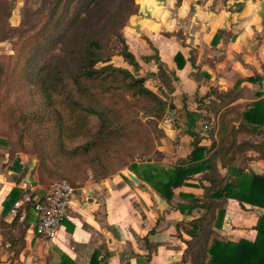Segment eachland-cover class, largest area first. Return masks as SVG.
Here are the masks:
<instances>
[{"label":"crops","instance_id":"obj_1","mask_svg":"<svg viewBox=\"0 0 264 264\" xmlns=\"http://www.w3.org/2000/svg\"><path fill=\"white\" fill-rule=\"evenodd\" d=\"M0 1L12 5L8 19L11 26L19 25L22 7L27 1L31 3L29 0ZM136 3L137 13L128 19L122 33L138 59V70L149 74L148 79L137 78L147 84H158L149 88L164 94L175 110L178 126H182L173 125L172 130H165L167 138L162 140L165 146L158 147L150 163L166 168L178 166L186 161L191 150L189 116L195 119L194 131L199 146L208 148L211 138L216 139L221 111L214 113L218 102L215 97H205L211 90L221 94L233 92L235 99L229 107L237 106L238 111L249 109L258 101H262L264 109V0H137ZM149 42L159 51L158 63L147 60L153 55ZM5 44L9 43L0 42V45ZM177 52L185 61L182 70H178L174 62ZM164 73L171 77L168 85L159 78ZM229 118L236 119L232 125H239L234 112ZM167 121L172 123L169 118ZM171 141L176 143L174 148L167 145ZM251 144L264 146V132L241 131L234 146ZM254 155L251 150L236 154L230 164L225 161L219 166V173L225 176L235 167L264 176V160H250ZM21 162L27 164L23 159ZM9 175L15 174L9 167L2 169L0 163V216L1 204L10 189H20L24 183L30 186L25 178H16L12 183ZM125 175L126 172L121 171L77 187L71 208L59 229L58 240L53 243L36 238L35 214L32 211L26 221L23 209L20 220L27 223L23 247L18 239L24 226L12 229L11 236L0 230V264H61L62 256L73 264H91L95 252L98 264H195L185 254V241L190 237L183 233L180 223L187 230L190 228L187 222L199 215L196 212L194 216L182 215L176 207L189 201L180 194L195 197L203 194L199 175L187 181L189 185L175 189L170 203L139 180L145 187V191H141L139 185ZM34 189L41 188L34 186ZM138 203L144 208V216L139 210L137 216L130 217V206ZM16 211L6 215L7 224L12 222ZM224 212L220 229H213L216 236L231 242L254 240V227L258 216L264 215V209L249 205L241 208L235 200L226 199ZM150 215L161 222L154 224V220L150 226L147 218ZM16 248L19 250L15 254Z\"/></svg>","mask_w":264,"mask_h":264},{"label":"trees","instance_id":"obj_2","mask_svg":"<svg viewBox=\"0 0 264 264\" xmlns=\"http://www.w3.org/2000/svg\"><path fill=\"white\" fill-rule=\"evenodd\" d=\"M46 1L40 0V6L36 11L23 6L18 26H11L8 21L12 11L11 3L0 1V42H12L20 34L32 32L34 27L28 25L29 15H42L46 18L44 27L50 29L41 38V50L36 49L37 53L46 52L44 50L49 49L52 41H58L67 33V38L63 39V56L44 58H38L37 54L32 56V60H35L31 70L32 85L44 104L43 111L52 108V113L57 117L56 132L48 139L51 146L62 143L64 130L69 129V132H73L77 137L86 129V122L90 117L98 120V130L87 142L71 151L58 148V152L67 160L76 161L72 168H78L79 171V163L84 162L81 171L83 177L66 180L73 187L80 180L87 179L84 174L86 170L91 171V180L98 182L127 166L132 158L150 155L153 139L147 124L162 121L172 105L168 99L148 89L141 78H135L129 70L111 64L112 57L117 55L135 71L140 67L132 46L119 32L127 24L128 19L137 13V1L117 0L116 8L110 11L107 10L110 0H52L48 7L49 13H46ZM61 4L64 14H69L73 10L74 16L69 19V25L51 39L55 33V24L59 25V21H55V15ZM131 6H135V11L127 15L126 11ZM93 18L97 19L96 28L92 26L84 30L83 27ZM80 26L81 28H78ZM13 48L15 49L14 45ZM174 62L178 70L185 66L180 52L175 54ZM159 78L167 85L171 81V77L166 73L160 74ZM209 96L215 97L218 101L214 113L217 114L219 111L221 113L217 121L216 139L211 138V145L208 148L199 146L194 131L195 119L189 116L188 132L192 142L185 162L166 168L151 164L150 160H143L142 163H147L142 166L133 163L128 166V170L167 203L172 200L175 189L189 185L187 181L199 175L203 194L200 197L180 194V197L188 198L189 201L176 207L182 215L194 216L195 212L199 215L187 222L190 228L186 230V235L190 239L185 241V244L190 246L191 241H200L198 251L192 256L193 263L264 264V215L261 214L257 218L254 227L256 236L253 241L240 239L238 242H231L216 236L213 231L214 228L220 229L222 225L226 199L235 200L241 208L249 205L264 209V176L246 173L235 167L230 168L225 176L219 173V166H223L225 161L230 164L238 153L251 150L255 155L250 156V160H264V146L252 144L234 146L241 131L254 134L264 132L263 103L258 101L251 108L238 111L237 106L229 107L235 99L233 92L221 94L211 90L205 95ZM56 107L65 109L67 116L56 110ZM233 112L240 121L237 127L231 124L236 119L229 118ZM141 114L146 120L145 123L138 120ZM66 122L70 123V126L64 129L67 127ZM41 152L38 182L45 184L47 182L45 174L47 172L51 173V176L55 174L51 172L53 170L51 166H44V156H41ZM20 165L21 161H17L10 170L20 173ZM22 178L24 177H20L19 180ZM23 194L21 189L11 188L1 204L3 211L0 216V230L6 235L11 236L12 229L24 226L20 229L21 235L18 239L21 248L27 227V223L20 220L21 211L23 209L26 211L24 219L28 221L29 214L33 211L35 195L30 202L23 204L16 211L10 224H7L4 218L11 212L14 203L22 199ZM12 240L13 238L10 239ZM18 250L17 248L14 250L15 254ZM97 257L98 253L95 252L91 264H98ZM64 263L73 264L62 256L61 264Z\"/></svg>","mask_w":264,"mask_h":264},{"label":"rangeland","instance_id":"obj_3","mask_svg":"<svg viewBox=\"0 0 264 264\" xmlns=\"http://www.w3.org/2000/svg\"><path fill=\"white\" fill-rule=\"evenodd\" d=\"M29 1L31 3L29 4L27 1L25 6H28L29 9L36 11L40 6V0ZM51 1L52 0L46 1V13H49L48 7ZM117 4V0H110L109 4H107V10H114ZM62 8L63 4L58 7L57 13L55 15V21H59V25L57 26V24H55V33L53 32L54 35L51 39H54L57 36L56 34L62 31L64 27L69 25V19L74 16L73 10H71L69 14H64ZM131 11H135V6H131L130 9L126 11V14L129 15ZM27 20L28 25L34 27L32 32L20 34L18 38H14L12 40L13 44L11 41H5L9 44L0 45V163L2 165V169H6V167H9L10 169L17 161H21L22 159L27 161V164L25 165L21 162L20 173L14 172L15 175H9V178H7L9 181L14 183L16 178L19 179L20 177H24L25 179H28V184L30 187L34 188V186H40L41 189L45 190L52 183L58 181L59 179L70 180L80 179L83 177L81 171L84 166V162L79 163V171L78 168H72L71 166L76 161L67 160L60 152H58V148L62 147L65 151H71L76 146L84 144L97 132L99 122L94 117H90L86 122V129L81 133V135H78L77 137L73 132H69V129H66L70 126V123L66 122L67 127H64L66 130L63 131L64 134L62 137V143L57 146H51V141L48 139H50V136L54 135L56 132L55 121L57 120V117L52 113V108H49L46 112L43 111L44 104L32 85L31 70L32 64L35 62V60H32V56L34 54H37L38 58L63 56V39L67 38L68 35L67 33H64L58 41L55 40L49 44V49L44 50L46 52L41 54L37 53L36 49L41 50V38H43L50 29L44 27L46 18L42 15H29ZM96 24L97 19L93 18L89 21L87 26H84L83 28L84 30L92 26L96 28ZM78 28H81V26ZM122 30L123 28L120 29L119 32L123 37ZM123 38L127 43L129 42L125 39V37ZM13 45L15 49L13 48ZM111 64L125 69L128 67L129 69L127 70H129L135 78L139 76L147 78V75H149L142 70L135 71L134 69L130 68L122 61L121 57L117 55L112 57ZM145 86L150 89L149 87H157L158 84L156 83L151 85L145 82ZM152 91L164 97V94H162L160 90ZM56 110L67 116V111L65 109L56 107ZM170 110L171 108L167 111ZM168 118L170 119L166 112V116L162 119V121L158 122L157 124H147L153 139V149L150 155H147L143 158L141 156L132 158L129 160L127 166L121 168V170L111 173L109 176L121 171L127 173V171H129L128 166L133 163L142 166V164L147 163H142L143 160L151 161L152 158L157 155L158 147L165 146L162 143V140L167 138L165 135V130H172L174 127L173 123L170 124L169 121H167ZM138 120L142 123L146 122L142 114L139 116ZM167 145L174 148L176 143L171 141V143H168ZM40 151H42L41 156H44V166H51L53 168L51 172L55 174V176H51V173L47 172L45 174V179L47 180L45 184H39L38 182L39 172L41 171L39 159ZM147 157H150V159H147ZM129 172L132 173L131 171ZM84 174L86 175L87 179L84 181L80 180V182H78L75 187H79L86 181L91 180V171L86 170ZM129 209L131 210L130 217L137 216L139 210H141L140 215L142 216L143 214L144 216V208L139 203L133 204ZM130 217L129 223L132 221ZM147 218L151 223L150 226H153L152 223H154V220L156 221L154 224L161 222V219L157 218L156 216L150 215ZM34 219L35 222H37L36 215H34ZM146 221H143V223H146ZM125 222H128V220H125ZM180 226L183 230V233L186 234V228L183 226V223H180ZM199 243V240H193L191 241V245L187 246L186 250H184L185 254L187 253V257H189V259L192 261L193 254L198 251Z\"/></svg>","mask_w":264,"mask_h":264},{"label":"built area","instance_id":"obj_4","mask_svg":"<svg viewBox=\"0 0 264 264\" xmlns=\"http://www.w3.org/2000/svg\"><path fill=\"white\" fill-rule=\"evenodd\" d=\"M24 192L22 199L14 203L12 214L23 204L28 203L37 197V190L26 185L20 186ZM45 196L39 204H34L33 212L37 217L35 225L36 238L42 242L53 243L58 240V233L61 225L66 219L67 212L71 208V201L76 193V188L66 180H59L52 183L45 189Z\"/></svg>","mask_w":264,"mask_h":264},{"label":"water","instance_id":"obj_5","mask_svg":"<svg viewBox=\"0 0 264 264\" xmlns=\"http://www.w3.org/2000/svg\"><path fill=\"white\" fill-rule=\"evenodd\" d=\"M148 45H149V48L152 50L153 55L148 56L147 57V60L152 61L154 63H158L159 62V59H160L159 58V51H158V49L156 47H154L151 42H149ZM164 67H166V65H164ZM172 75L174 76V73H172ZM141 81H144V80L142 79ZM167 115L170 117V119H171V121H172V123H173V125L175 127L182 128V126H178V121L175 118V110L173 109V107H171V110L170 111H167ZM147 159H150V157H147ZM126 176L129 178V180L132 183H134L135 185H139V188H140L141 191H143V192L145 191V187L143 185L139 184L140 181H139V179L135 175H133L130 172H127L126 173ZM45 192L46 191L43 190V189H40V190L37 191V197L34 199V203L35 204H39L40 203L42 197L45 196Z\"/></svg>","mask_w":264,"mask_h":264}]
</instances>
